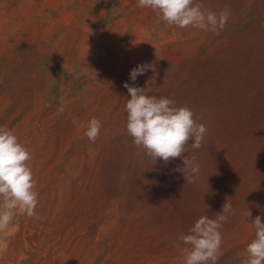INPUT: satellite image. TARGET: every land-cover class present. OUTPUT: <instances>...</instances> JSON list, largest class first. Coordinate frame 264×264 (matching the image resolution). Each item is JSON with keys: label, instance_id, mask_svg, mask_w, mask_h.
<instances>
[{"label": "rangeland", "instance_id": "obj_1", "mask_svg": "<svg viewBox=\"0 0 264 264\" xmlns=\"http://www.w3.org/2000/svg\"><path fill=\"white\" fill-rule=\"evenodd\" d=\"M198 2L230 8L219 35L168 25L137 0H0V125L32 155L40 217L18 212L0 231V264H180L173 243L226 197L236 214L216 264H241L247 222L264 223V0ZM150 62L135 86L207 125L194 183L176 171L181 158L154 164L126 132L123 85ZM93 117L95 143L84 135Z\"/></svg>", "mask_w": 264, "mask_h": 264}, {"label": "clouds", "instance_id": "obj_2", "mask_svg": "<svg viewBox=\"0 0 264 264\" xmlns=\"http://www.w3.org/2000/svg\"><path fill=\"white\" fill-rule=\"evenodd\" d=\"M136 6L150 8L168 25L215 35L225 28L231 15L228 7L217 13L206 10L198 0H137ZM149 69L155 71V64L137 65L130 71L133 83L123 85L130 96L125 105L126 132L134 145L143 149L154 164L157 160L167 164L181 158L183 167H178L176 171L181 172L187 182L194 183L200 172L194 153L203 147L208 128L194 119L190 108L177 107L174 100L147 95L146 88L135 86L137 77ZM63 112V107L57 109V115ZM101 128V122L93 117L84 128V135L95 143ZM189 141L192 143L189 144ZM185 153L189 155L184 156ZM31 159L30 151L20 142L14 130L0 125V231L8 227L18 212L40 219L36 213L38 182L28 164ZM235 214L230 198L226 197L214 218L206 215L198 218L187 233H182L173 243L180 253V264H216L223 243L221 229L229 215ZM246 215L248 220L251 219L250 210ZM247 225L253 230L254 239L247 245L241 264H264V223L261 216H256Z\"/></svg>", "mask_w": 264, "mask_h": 264}, {"label": "bare ground", "instance_id": "obj_3", "mask_svg": "<svg viewBox=\"0 0 264 264\" xmlns=\"http://www.w3.org/2000/svg\"><path fill=\"white\" fill-rule=\"evenodd\" d=\"M18 1V0H17ZM34 1V0H33ZM39 1V0H38ZM97 1V0H96ZM206 1V0H205ZM94 3V2H93ZM57 4H58V2H57ZM132 6V5H131ZM211 7V6H210ZM20 9H21V7H20ZM43 12H44V10H42ZM41 11V12H42ZM23 12V11H22ZM40 12V13H41ZM39 14V13H38ZM91 15V14H90ZM94 15V14H93ZM46 16V15H45ZM33 18V17H32ZM107 18V17H106ZM102 21V20H101ZM108 22V21H107ZM95 23H96V20H95ZM102 23V22H101ZM157 23V22H156ZM6 24V23H5ZM98 24V23H97ZM37 25V24H36ZM95 26V25H94ZM101 26V25H100ZM24 27V26H23ZM53 28V27H52ZM38 29H39V27H38ZM16 30V29H15ZM142 30V29H141ZM22 31H24V29H22ZM27 31V30H26ZM41 31V30H40ZM97 31V30H96ZM100 31V30H99ZM150 31V30H149ZM16 32V31H15ZM17 32H19V31H17ZM37 32H39V31H37ZM75 32V31H74ZM142 32V31H141ZM25 33H27V32H25ZM42 33V32H41ZM44 33V32H43ZM69 33V32H68ZM96 33V32H95ZM94 33V34H95ZM23 34V33H22ZM28 34V33H27ZM45 34V33H44ZM142 34H143V32H142ZM142 34H141V37H142ZM179 34V33H178ZM208 34V33H207ZM15 35V34H14ZM20 35V34H19ZM97 35H99V33H97ZM139 35V34H138ZM8 36H10V35H8ZM43 36V35H42ZM68 36V35H67ZM140 36V35H139ZM97 37V36H96ZM99 37V36H98ZM131 37V36H130ZM144 37V36H143ZM161 37H162V35H161ZM10 38V37H9ZM66 38V37H65ZM69 38V37H68ZM95 38V37H94ZM168 38V37H167ZM234 38V37H233ZM3 39H5V38H3ZM67 39V38H66ZM96 39V38H95ZM130 39V38H129ZM134 39H136V38H134ZM150 39V38H149ZM174 39V38H173ZM172 39V40H173ZM179 39V38H178ZM122 40V39H121ZM138 40V39H137ZM63 41V40H62ZM94 41V40H93ZM135 41V40H134ZM9 42V41H8ZM14 42V41H13ZM64 42V41H63ZM67 42H68V39H67ZM120 42V41H119ZM137 42V41H136ZM167 42V41H166ZM180 42H181V40H180ZM243 42V41H242ZM257 42V41H256ZM255 42V43H256ZM11 43V42H10ZM124 43V42H123ZM140 43V42H139ZM234 43V42H233ZM237 43V42H236ZM240 43V42H239ZM254 43V44H255ZM70 44V43H69ZM73 44V43H72ZM88 44V43H87ZM169 44V43H168ZM171 44V43H170ZM204 44V43H203ZM202 44V45H203ZM221 44V43H220ZM109 45V44H108ZM110 45H111V43H110ZM127 45V44H126ZM166 45V44H165ZM154 46V45H153ZM156 46V45H155ZM159 46V45H158ZM162 46V45H161ZM233 46V45H232ZM254 46V45H253ZM90 47V46H89ZM140 47V46H139ZM193 47V46H192ZM219 47V46H218ZM221 47V46H220ZM241 47V46H240ZM212 48V47H211ZM210 48V49H211ZM85 49V48H84ZM90 49V48H89ZM119 49V48H118ZM122 49H123V47H122ZM136 49V48H135ZM134 49V50H135ZM230 49H231V47H230ZM237 49H239V48H237ZM246 49V48H245ZM255 49V48H254ZM129 50V49H128ZM127 50V51H128ZM158 50V49H157ZM225 50V49H224ZM81 51H83V50H81ZM85 51V50H84ZM89 51V50H88ZM113 51V50H112ZM153 51V50H152ZM151 51V52H152ZM116 52V51H115ZM146 52V51H145ZM199 52V51H198ZM220 52V51H219ZM112 53V52H111ZM134 53V52H133ZM155 53V52H154ZM85 54V53H84ZM213 54V53H212ZM112 55V54H111ZM128 55H130V53H128ZM200 55V54H199ZM210 55V54H209ZM214 55V54H213ZM217 55V54H216ZM224 55V54H223ZM226 55V54H225ZM191 56V55H190ZM149 57V56H148ZM133 58V57H132ZM135 58V57H134ZM143 58V57H142ZM145 58V57H144ZM158 58V57H157ZM185 58H187V57H185ZM216 58V57H215ZM118 59V58H117ZM125 59V58H124ZM105 60V59H104ZM121 60V59H120ZM134 60V59H133ZM146 59H144V61H145ZM108 61V60H107ZM117 61H119V60H117ZM116 61V62H117ZM136 61V60H135ZM161 61H162V59H161ZM186 61H188V60H186ZM197 61V60H196ZM123 63H126L125 61L123 62ZM151 63V62H150ZM188 63V62H187ZM191 64V63H190ZM184 65V64H183ZM106 66V65H105ZM111 66V65H110ZM186 66V65H185ZM187 68V67H186ZM124 69H125V67H124ZM240 69V68H239ZM108 71V70H107ZM123 71V70H122ZM105 72V71H104ZM153 72V71H152ZM171 72V71H170ZM112 73V72H111ZM117 73V72H116ZM119 73V72H118ZM166 73H167V71H166ZM104 74V73H103ZM161 74V73H160ZM114 75V74H113ZM112 75V76H113ZM117 75H119V74H117ZM164 75V74H163ZM148 76V75H147ZM119 77V76H118ZM114 78V77H113ZM158 78H160V77H158ZM183 78V77H182ZM114 79H116V78H114ZM170 79V78H169ZM184 79V78H183ZM195 79V78H194ZM193 79V80H194ZM148 80V79H147ZM181 80V79H180ZM192 80V79H191ZM146 81V80H145ZM164 81V80H163ZM162 81V82H163ZM114 82V81H113ZM112 82V83H113ZM156 82V81H155ZM180 82V81H179ZM111 83V84H112ZM160 83V82H159ZM194 83H195V81H194ZM114 85H115V83H113ZM120 84V83H119ZM168 84V83H167ZM231 84V83H230ZM165 85V84H164ZM183 85V84H182ZM263 85V84H262ZM162 85H160V87H161ZM170 86V85H169ZM158 87V86H157ZM171 87V86H170ZM189 87V86H188ZM193 87H194V85H193ZM169 88V87H168ZM174 88V87H173ZM180 88V87H179ZM213 88V87H212ZM175 89V88H174ZM197 89V88H196ZM165 90V89H164ZM156 91V90H155ZM197 92V91H196ZM181 93H183V92H181ZM253 93V92H252ZM173 94V93H172ZM156 95V94H155ZM178 95H179V93H178ZM183 95V94H182ZM251 95V94H250ZM198 96V95H197ZM202 96V95H201ZM182 98V97H181ZM179 99V98H178ZM200 100V99H199ZM225 101V100H224ZM201 102V101H200ZM223 106V105H222ZM217 108H219V107H217L216 106V109ZM213 109V108H212ZM215 109V108H214ZM225 109V108H224ZM203 110H204V108H203ZM210 110V109H209ZM219 110H221L220 108H219ZM232 110V109H231ZM247 112H249V111H247ZM203 113V112H202ZM231 113V112H230ZM254 113V112H253ZM208 114H210V112L208 113ZM214 114V113H213ZM227 115V114H226ZM240 115V114H239ZM215 116V115H214ZM242 116V115H241ZM209 118L211 117V116H208ZM212 118V117H211ZM229 118V117H228ZM243 118V117H242ZM205 119V118H204ZM214 119H216V118H214ZM220 119V118H219ZM252 119V118H251ZM117 120V119H116ZM221 120V119H220ZM263 120V119H262ZM230 121V120H229ZM216 122V121H215ZM121 123V122H120ZM210 123V122H209ZM230 123V122H229ZM229 123H227V124H229ZM232 123V122H231ZM248 123H249V121H248ZM221 124V123H220ZM207 126V125H206ZM252 127V126H251ZM230 128V127H229ZM120 129H123L122 127L120 128ZM217 129H218V127H217ZM251 129V128H250ZM119 131V130H118ZM216 131V130H215ZM253 131V130H252ZM256 131V130H255ZM209 132V131H208ZM257 133H259V132H257ZM217 134V133H216ZM251 134V133H250ZM124 135V134H123ZM213 135V134H212ZM232 136H234V134L232 135ZM231 136V137H232ZM217 139V138H216ZM119 141V140H118ZM109 143V142H108ZM204 143H205V141H204ZM219 145V144H218ZM251 146V145H250ZM254 146V145H253ZM108 147V146H107ZM110 148V147H109ZM214 148V147H213ZM263 148V147H262ZM218 149V148H217ZM104 150V149H103ZM261 150V149H260ZM110 151V150H109ZM219 151V150H218ZM198 152V151H197ZM199 153V152H198ZM256 153V152H255ZM108 154V153H107ZM114 154V153H113ZM197 155V154H196ZM209 155V154H208ZM247 157V156H246ZM256 158V157H255ZM114 159V158H113ZM102 160V159H101ZM159 161V160H158ZM162 161V160H161ZM181 162V161H180ZM100 163V162H99ZM92 167H94V166H92ZM227 168V167H226ZM98 169H99V165H98ZM230 169V168H229ZM225 170V169H224ZM98 172V171H97ZM139 173V172H138ZM158 174V173H157ZM224 174V173H223ZM104 175V174H103ZM231 175V174H230ZM229 175V176H230ZM251 175V174H250ZM232 176V175H231ZM230 176V177H231ZM261 176V175H260ZM107 179V178H106ZM145 179V178H144ZM151 179V178H150ZM227 179H228V177H227ZM90 182V181H89ZM236 183V182H235ZM251 184V183H250ZM220 185V184H219ZM236 185V184H235ZM249 185V184H248ZM234 186V185H233ZM242 186V185H241ZM247 186V185H246ZM100 189V188H99ZM234 192V191H233ZM239 194V193H238ZM98 196V195H97ZM231 197H232V195H231ZM91 198V197H90ZM91 200V199H90ZM92 202V201H91ZM96 202V201H95ZM45 204V203H44ZM142 204V203H141ZM106 208V207H105ZM104 208V209H105ZM137 209V208H136ZM93 212V211H92ZM123 213H124V211H123ZM135 213V212H134ZM258 213V212H257ZM122 215V214H121ZM137 215V214H136ZM135 215V216H136ZM123 216H125V215H123ZM141 217V216H140ZM137 218V217H136ZM245 218V217H244ZM130 219H133V218H130ZM153 221V220H152ZM133 222V221H132ZM249 222V221H248ZM124 225V224H123ZM132 225V224H131ZM138 225V224H137ZM136 226V225H135ZM137 227V226H136ZM143 227V226H142ZM129 228H131V227H129ZM236 229L238 228V227H235ZM135 230V229H134ZM238 230V229H237ZM251 230V229H250ZM125 231H127V230H125ZM143 237V236H142ZM254 237V236H253ZM126 239H128V237L126 238ZM155 251V250H154ZM96 252V251H95ZM124 254V253H123ZM153 254V253H152ZM172 254V253H171ZM175 254V253H174ZM167 257V256H166ZM174 257V256H173ZM151 258V257H150Z\"/></svg>", "mask_w": 264, "mask_h": 264}]
</instances>
